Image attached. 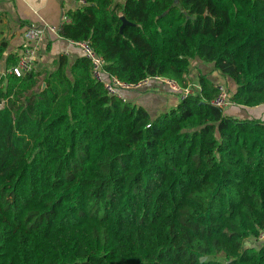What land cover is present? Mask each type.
Masks as SVG:
<instances>
[{
	"label": "trees",
	"instance_id": "trees-1",
	"mask_svg": "<svg viewBox=\"0 0 264 264\" xmlns=\"http://www.w3.org/2000/svg\"><path fill=\"white\" fill-rule=\"evenodd\" d=\"M84 1L60 35L120 79L186 86L199 59L232 104H264V0ZM41 74L0 80V264H264V118L214 106L203 72L154 117L67 54L18 103Z\"/></svg>",
	"mask_w": 264,
	"mask_h": 264
},
{
	"label": "crops",
	"instance_id": "crops-1",
	"mask_svg": "<svg viewBox=\"0 0 264 264\" xmlns=\"http://www.w3.org/2000/svg\"><path fill=\"white\" fill-rule=\"evenodd\" d=\"M82 3V0H0V80L9 74L7 70L13 66L8 65L11 60L9 56L15 55L18 59L24 46L23 34L27 26L45 23L59 26L64 16L82 6ZM49 44L51 48L47 50ZM60 54H67L72 62L81 55L79 49L71 46L67 39L47 32L40 43L37 67L52 68L54 60ZM198 61L192 64L188 82L200 85L197 77L199 72L206 73L215 83L226 82L225 78L214 70L212 64L197 63ZM230 85L233 86V83ZM125 94L128 101L143 106L154 117L176 106L182 98L169 88L156 84L131 89ZM247 109L245 106L232 104L225 111L239 118H264V104ZM255 241L264 242V236Z\"/></svg>",
	"mask_w": 264,
	"mask_h": 264
},
{
	"label": "built area",
	"instance_id": "built-area-1",
	"mask_svg": "<svg viewBox=\"0 0 264 264\" xmlns=\"http://www.w3.org/2000/svg\"><path fill=\"white\" fill-rule=\"evenodd\" d=\"M82 4L85 1L82 0ZM71 22L70 15H65L59 26H51L47 23L44 25H29L24 31V46L22 51L18 55L16 64L11 66L7 73L15 74L17 76H23L36 69L39 59V47L47 32L54 33L58 36L64 26V24ZM62 37V36H61ZM71 46L77 47L81 55L87 57L92 66V73L96 81L101 83L107 93L111 96H116L123 101H128L125 94L126 91L131 89L142 88L143 86L156 84L158 86H164L169 88L171 91L186 97L189 94L201 91V85H194L188 82L186 86H183L174 78H170L163 75H152L147 76L137 83H129L120 79L117 75L110 73L107 68L106 59L98 54L93 48L89 40H68ZM46 83H44V86ZM43 86V87H44ZM217 93L211 100V103L219 108L227 109L232 105L229 97V89L225 83H215ZM264 232H262L260 238H263Z\"/></svg>",
	"mask_w": 264,
	"mask_h": 264
},
{
	"label": "rangeland",
	"instance_id": "rangeland-1",
	"mask_svg": "<svg viewBox=\"0 0 264 264\" xmlns=\"http://www.w3.org/2000/svg\"><path fill=\"white\" fill-rule=\"evenodd\" d=\"M198 60H199V59H198ZM198 60H197V59H196V60H193V62L198 61ZM197 63H204V64H207V65L210 64V63H208V62H204L203 60H199ZM38 68L40 69V72L42 73V74L39 76L40 81L36 84V86H35L33 89H31V90H29L28 92H26V93L20 98V100L18 101V103L25 102L27 97H30V96L35 95V94H36L37 92H39V90L44 86V83H45V82L43 81V79H44L45 73H46L47 71H49L50 69H52V68H49L48 66H47V67H39V66H38ZM245 108L250 109V108H253V107L246 106ZM248 109H247V110H248ZM245 110H246V109H245ZM230 111H232V108H230ZM228 112H229V110H228ZM255 240H256V239H255ZM255 240H252V241L248 242V244H253V245H255V246H260V245H261V242L259 243L258 241H255Z\"/></svg>",
	"mask_w": 264,
	"mask_h": 264
},
{
	"label": "water",
	"instance_id": "water-1",
	"mask_svg": "<svg viewBox=\"0 0 264 264\" xmlns=\"http://www.w3.org/2000/svg\"><path fill=\"white\" fill-rule=\"evenodd\" d=\"M123 20V26L130 24V21H128L124 16L122 17Z\"/></svg>",
	"mask_w": 264,
	"mask_h": 264
}]
</instances>
